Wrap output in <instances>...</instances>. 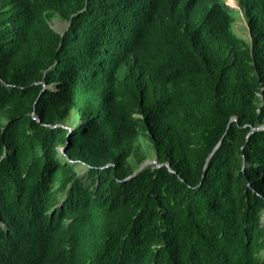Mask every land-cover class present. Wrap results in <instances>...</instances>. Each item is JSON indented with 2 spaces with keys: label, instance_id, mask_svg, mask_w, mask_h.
<instances>
[{
  "label": "trees",
  "instance_id": "trees-1",
  "mask_svg": "<svg viewBox=\"0 0 264 264\" xmlns=\"http://www.w3.org/2000/svg\"><path fill=\"white\" fill-rule=\"evenodd\" d=\"M237 3L0 0V264H264V0Z\"/></svg>",
  "mask_w": 264,
  "mask_h": 264
},
{
  "label": "rangeland",
  "instance_id": "rangeland-1",
  "mask_svg": "<svg viewBox=\"0 0 264 264\" xmlns=\"http://www.w3.org/2000/svg\"><path fill=\"white\" fill-rule=\"evenodd\" d=\"M225 1L231 6H235V7L237 6L236 5V0H225ZM235 10L238 12L239 11V6L237 8H235ZM233 15H236V13H234ZM53 22L54 23L52 24V26L58 31H62L66 27L64 22H59L58 20H54ZM233 28H234V30L236 31V33L238 35L249 39V30L247 28V25H246V22L244 20L243 14L241 12L238 13L237 19H236V21H235V23L233 25ZM143 147L147 150L148 146H147V144H145V142H143ZM148 153H149V159L148 160H152L153 154L150 151H148ZM261 218H262V221L264 223V213L262 214Z\"/></svg>",
  "mask_w": 264,
  "mask_h": 264
},
{
  "label": "water",
  "instance_id": "water-1",
  "mask_svg": "<svg viewBox=\"0 0 264 264\" xmlns=\"http://www.w3.org/2000/svg\"><path fill=\"white\" fill-rule=\"evenodd\" d=\"M261 129H264V124L259 125V126H256V127H251L249 133L247 134V137H249L251 133H253L255 131H258V130H261ZM148 163H156V160L155 159H152V160H147V161L143 162L130 176L134 175L136 172H138L139 170H141ZM162 165L169 166L168 163H164Z\"/></svg>",
  "mask_w": 264,
  "mask_h": 264
},
{
  "label": "clouds",
  "instance_id": "clouds-1",
  "mask_svg": "<svg viewBox=\"0 0 264 264\" xmlns=\"http://www.w3.org/2000/svg\"><path fill=\"white\" fill-rule=\"evenodd\" d=\"M225 3L228 5V6H231V5H229L226 1H225ZM236 7L235 6H231V7H233V8H237L238 7V3H237V0H236ZM240 9V8H239Z\"/></svg>",
  "mask_w": 264,
  "mask_h": 264
}]
</instances>
